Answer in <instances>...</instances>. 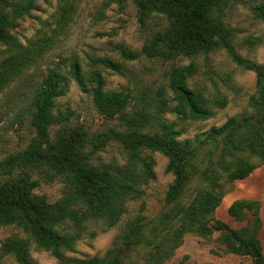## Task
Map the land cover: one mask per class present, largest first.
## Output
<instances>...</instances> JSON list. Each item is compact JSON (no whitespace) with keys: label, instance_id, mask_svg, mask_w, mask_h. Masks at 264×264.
<instances>
[{"label":"trees","instance_id":"1","mask_svg":"<svg viewBox=\"0 0 264 264\" xmlns=\"http://www.w3.org/2000/svg\"><path fill=\"white\" fill-rule=\"evenodd\" d=\"M121 1V0H108ZM236 0H133L136 5L138 22L144 26L154 13L162 15L166 23L153 31L140 50L122 49L121 55L128 60L140 54L148 58L173 60L180 56H190L197 52H207L221 45L232 60L245 68L255 70L257 95L250 98L252 111H243L230 116L220 126H212L208 134L198 144L178 139L180 132L174 122L162 118L171 110L179 119H207L213 116L212 107H223L226 100L217 98L211 104L191 89L187 79L195 70L194 63L172 66L168 76V89L172 97L165 95V89L156 90L154 99L140 101L139 107L129 109L131 94L123 89L106 90L101 73L97 70L89 74V86L83 78L80 63L73 59L68 69L69 77L84 92H89L99 113L108 118H117L122 130H112L104 140L114 139L128 150L129 164L126 166L109 163L90 162L92 152L84 151L87 131L76 125L52 131L55 123L67 120L66 114H55V100L62 96L66 87L63 74L57 68L50 69L40 85L33 92L31 124L35 134L27 146L9 153L3 167L9 174L0 183V224H14L22 229L25 236L10 235L1 241L0 257L12 255L18 264H35L29 258V249L50 250L55 257L60 250H70L81 237V226L89 219H102L109 225L119 221L126 211L128 197L140 195L141 184L154 177V159L145 154L146 150L158 151L167 157L165 170L172 174L165 199L176 203L186 184L192 179L195 165L193 156L203 143H221L220 166L225 171V180L232 184L242 180L264 161V68L239 55L229 41L234 30L223 19L226 8ZM32 7L28 0H0V42L13 48L15 39L8 32L16 18L27 13ZM255 15L264 19V2L254 7ZM256 39L248 37L250 44ZM31 60L26 54H16L0 63V91L14 79ZM102 64L117 73H122L121 63L108 57L92 61ZM175 101L170 105V101ZM152 124L158 130H146ZM104 138V137H103ZM99 148L95 144L93 149ZM245 153L259 157L252 162ZM45 181L59 178L63 182L62 195L53 202L44 194L34 192L39 179ZM221 175L210 171V185L198 191L188 204L179 205L174 213L164 214L165 219L177 218L179 226L173 232L169 243L151 258L169 256L180 245L182 236L188 232L207 235L214 230H223L226 250L230 253L248 255L253 264H264L262 245L258 237L261 228L258 200L239 198L227 207V214L236 221L250 217L245 225L233 229L214 216L224 195ZM144 217L131 222L123 240L129 244L140 241L139 232ZM237 239V241H236ZM81 264H120L121 258L115 249H108L102 257L80 260Z\"/></svg>","mask_w":264,"mask_h":264},{"label":"rangeland","instance_id":"2","mask_svg":"<svg viewBox=\"0 0 264 264\" xmlns=\"http://www.w3.org/2000/svg\"><path fill=\"white\" fill-rule=\"evenodd\" d=\"M31 9L16 18L8 32L16 41L13 48L0 42V63L17 53L31 57L28 64L0 91V183L9 175L3 162L9 153L24 149L35 134L31 124L33 92L40 85L46 73L57 68L63 74L66 91L55 100L54 113L66 114L67 120L55 123L52 131L69 129L83 125L87 131L84 151H91L90 162L109 163L126 166L129 164L128 150L117 140H104L112 130H122L117 118H108L97 111L92 96L84 92L68 75L73 59L80 63L83 78L91 86L89 74L97 70L101 73L106 90L123 89L130 92L129 109L139 107V100L149 102L154 99L158 88L165 89V95L172 97L168 89V76L172 66L194 63L195 70L187 79L188 86L200 94L208 103L219 97L226 100L223 107H212L213 116L207 119H179L171 110L162 114L168 122H174L180 132L178 139L198 144L212 126L222 125L227 118L243 111H252L250 98L257 95L255 70L234 62L228 51L221 45L207 52H197L190 56H180L173 60L148 58L140 54L135 59H125L121 50L139 51L150 34L165 25L162 15L152 14L142 26L136 15L133 0H28ZM264 0H236L224 12L225 24L234 32L229 41L234 50L253 63L264 68V19L255 15L254 7ZM248 37L255 38L253 44ZM108 57L121 63L122 73L106 68L92 61ZM175 101L171 100L170 105ZM146 130H158L156 124ZM104 137V138H103ZM95 144L99 148L93 149ZM221 143L200 144L192 163L196 173L186 184L176 203H167L165 194L173 176L166 172L167 157L158 152L146 150L145 154L154 159V177L141 184L143 192L128 197L126 211L119 221L109 225L102 219L86 220L81 226V237L70 250H60L55 257L50 250L29 249V258L35 264H81L80 260L102 257L108 249H115L121 258L120 264H253L248 255L230 253L226 250V231L214 230L207 235L188 232L182 236L179 246L169 256L153 259L151 255L162 251L169 243L173 232L179 226L177 218L165 219L167 212L174 213L182 204H188L194 195L210 185L208 173L216 172L222 177L225 193L222 203L214 216L237 229L247 223L246 219L236 221L227 214L228 204L237 196L245 195L244 187L227 182L225 171L219 162ZM250 161L258 162L259 157L245 153ZM39 179L35 193L44 194L53 202L62 195L63 182L56 178L45 181ZM231 193H234L231 195ZM227 205V206H226ZM264 207V205H263ZM264 214V211H263ZM142 215L140 241L127 245L123 237L131 222ZM25 236L20 227L14 224H0L1 241L10 235ZM0 264H18L12 255H2Z\"/></svg>","mask_w":264,"mask_h":264},{"label":"crops","instance_id":"3","mask_svg":"<svg viewBox=\"0 0 264 264\" xmlns=\"http://www.w3.org/2000/svg\"><path fill=\"white\" fill-rule=\"evenodd\" d=\"M235 185H239L241 187H244L243 191L245 192V195L243 196H237L235 198H246V199H252V200H258L260 202V210L259 215L261 218V228L258 232V237L260 239L261 245H262V252L264 255V161L256 167L249 176L242 180H236ZM234 193H231V195ZM224 199V197H223ZM222 199V201H223ZM221 201V203H222ZM223 205V203H222ZM230 203L228 204V206ZM227 206V205H226ZM227 209V208H226Z\"/></svg>","mask_w":264,"mask_h":264},{"label":"water","instance_id":"4","mask_svg":"<svg viewBox=\"0 0 264 264\" xmlns=\"http://www.w3.org/2000/svg\"><path fill=\"white\" fill-rule=\"evenodd\" d=\"M236 241H237V239H236Z\"/></svg>","mask_w":264,"mask_h":264}]
</instances>
